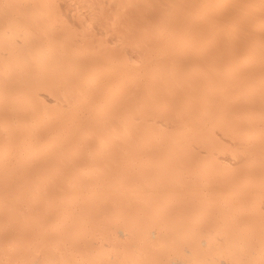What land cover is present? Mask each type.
<instances>
[{"label": "bare ground", "instance_id": "obj_1", "mask_svg": "<svg viewBox=\"0 0 264 264\" xmlns=\"http://www.w3.org/2000/svg\"><path fill=\"white\" fill-rule=\"evenodd\" d=\"M0 264H264V0H0Z\"/></svg>", "mask_w": 264, "mask_h": 264}]
</instances>
